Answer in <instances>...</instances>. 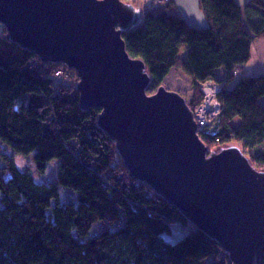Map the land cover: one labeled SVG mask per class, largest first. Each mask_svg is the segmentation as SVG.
<instances>
[{
    "label": "trees",
    "instance_id": "16d2710c",
    "mask_svg": "<svg viewBox=\"0 0 264 264\" xmlns=\"http://www.w3.org/2000/svg\"><path fill=\"white\" fill-rule=\"evenodd\" d=\"M200 7L208 20L203 29L189 27L172 14L171 5L148 12L137 28L122 34L126 51L145 64L148 95L173 69L190 78L194 90L186 103L192 112L202 101L200 84L221 86L217 132L200 134L201 141L214 151L236 144L257 171H264V75L244 74L251 46L264 39V2L200 0ZM69 72L11 43L0 26V136L15 153H33L38 174L59 160L57 181L36 183L0 152V264H230L193 226L175 243L165 239L172 225L189 223L130 176L97 125L99 111L80 108L76 74L65 84ZM60 187L75 199L61 202ZM101 222L116 228L88 237Z\"/></svg>",
    "mask_w": 264,
    "mask_h": 264
},
{
    "label": "water",
    "instance_id": "95a60500",
    "mask_svg": "<svg viewBox=\"0 0 264 264\" xmlns=\"http://www.w3.org/2000/svg\"><path fill=\"white\" fill-rule=\"evenodd\" d=\"M141 13L122 0H0L11 43L42 63L76 74L83 111L130 176L147 185L228 256L264 264V171L230 145L209 150L185 99L160 86L148 95L145 64L129 56L122 34Z\"/></svg>",
    "mask_w": 264,
    "mask_h": 264
},
{
    "label": "rangeland",
    "instance_id": "374dc122",
    "mask_svg": "<svg viewBox=\"0 0 264 264\" xmlns=\"http://www.w3.org/2000/svg\"><path fill=\"white\" fill-rule=\"evenodd\" d=\"M235 1L238 5L244 6L247 3H249L251 0H235ZM185 53H186V48L182 49L178 53L176 57L177 63H181L184 60ZM46 64H49V63H46ZM176 70L170 73L169 77L166 79L165 83H163L162 86L168 91H173V92L178 93L186 100V102H188L192 97L194 86L192 85L190 78L184 75L181 71H176ZM71 71L72 72L67 73V78L64 79L65 84L71 83L72 79L74 80L73 73L75 74V72L73 70ZM220 75L221 74L218 72V76ZM198 89H199V86H198ZM263 102H264V99H263ZM210 150L214 151L216 150V148L213 147ZM0 152L13 157L18 168L22 171L30 172L31 175L34 177L36 183H55L57 181L59 160L57 159L51 160L47 164L44 174H38L37 171L35 170L34 163L32 161L33 153L31 154L26 150L21 154L15 153L16 151L10 146L7 140L3 138V136H0ZM59 193H60L61 202L75 199V194L71 192L69 189L60 187ZM104 228H108L112 230L116 228V225H112L111 223H103V222L98 223L93 226V228L88 234V237L91 238V237L96 236ZM189 228L192 229V226L190 224L188 225L187 228H183L178 225H172L171 234H165L164 237L167 241L171 243H175L179 241L188 231H190Z\"/></svg>",
    "mask_w": 264,
    "mask_h": 264
},
{
    "label": "crops",
    "instance_id": "0c3cea01",
    "mask_svg": "<svg viewBox=\"0 0 264 264\" xmlns=\"http://www.w3.org/2000/svg\"><path fill=\"white\" fill-rule=\"evenodd\" d=\"M123 2L132 5L141 13V23L148 12L161 13L167 5H171L172 14L184 20L189 27L196 29L208 27V20L200 7V0H169L165 3L157 0H124ZM175 70L173 69L171 73ZM218 72L220 76L223 75V72ZM244 74L247 76L264 75V39L254 42L251 46L249 61L244 66ZM240 76L238 73L237 77Z\"/></svg>",
    "mask_w": 264,
    "mask_h": 264
},
{
    "label": "built area",
    "instance_id": "2783aa9c",
    "mask_svg": "<svg viewBox=\"0 0 264 264\" xmlns=\"http://www.w3.org/2000/svg\"><path fill=\"white\" fill-rule=\"evenodd\" d=\"M124 1V0H122ZM159 2H168L169 0H157ZM61 72L58 71L55 77H59ZM200 93L202 94V101L200 105L193 111L194 121L197 126L198 134L216 133V129L213 128L214 122L220 115L221 106L217 100V95L221 90V86L218 84L207 81L199 85ZM216 143L218 141L216 140Z\"/></svg>",
    "mask_w": 264,
    "mask_h": 264
}]
</instances>
